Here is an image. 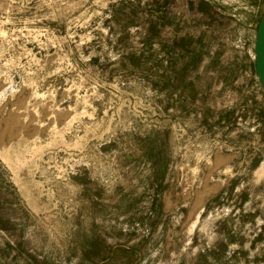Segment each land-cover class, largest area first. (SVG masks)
I'll return each instance as SVG.
<instances>
[{
    "label": "rangeland",
    "instance_id": "374dc122",
    "mask_svg": "<svg viewBox=\"0 0 264 264\" xmlns=\"http://www.w3.org/2000/svg\"><path fill=\"white\" fill-rule=\"evenodd\" d=\"M264 0H0V264H264Z\"/></svg>",
    "mask_w": 264,
    "mask_h": 264
},
{
    "label": "water",
    "instance_id": "95a60500",
    "mask_svg": "<svg viewBox=\"0 0 264 264\" xmlns=\"http://www.w3.org/2000/svg\"><path fill=\"white\" fill-rule=\"evenodd\" d=\"M255 68L256 73L264 89V12L260 18L255 39Z\"/></svg>",
    "mask_w": 264,
    "mask_h": 264
}]
</instances>
